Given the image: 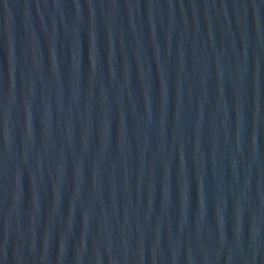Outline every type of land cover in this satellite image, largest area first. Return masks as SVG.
Segmentation results:
<instances>
[{
  "label": "water",
  "instance_id": "obj_1",
  "mask_svg": "<svg viewBox=\"0 0 264 264\" xmlns=\"http://www.w3.org/2000/svg\"><path fill=\"white\" fill-rule=\"evenodd\" d=\"M0 264H264V0H0Z\"/></svg>",
  "mask_w": 264,
  "mask_h": 264
}]
</instances>
